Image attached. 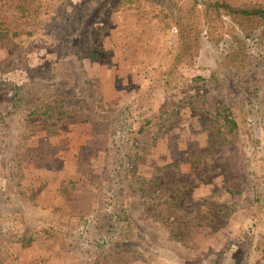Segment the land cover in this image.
Masks as SVG:
<instances>
[{"label": "rangeland", "instance_id": "obj_1", "mask_svg": "<svg viewBox=\"0 0 264 264\" xmlns=\"http://www.w3.org/2000/svg\"><path fill=\"white\" fill-rule=\"evenodd\" d=\"M111 1L70 0V37L74 44L90 43L95 57L73 64L74 81L50 87L55 97L36 107L41 113L51 100L61 98L70 116L61 123L41 117L25 121L20 116L8 121L5 133L0 132L5 136L0 138V189L6 187L9 191L4 192L11 197L4 203L0 196V221L7 220L6 235L0 242V264H264L259 255L264 250V205L257 214L258 227L252 232L248 221L232 220L222 212L223 190L229 186L245 188L243 176L249 170L250 153L243 143L224 144L217 139L210 106L216 102V89L203 84L188 89L164 87L165 81L174 79L169 73L175 68L188 77L214 72L227 77L229 90L236 96L250 89L238 72L251 62L255 70L260 69L258 86H253L260 91L257 94L264 105V46H259L253 31L245 35L229 24L214 42L198 38L196 70L189 64L175 66L177 27L166 30L160 18L152 19L147 6L142 10L149 14L142 19L133 10L112 13L108 8ZM56 38V34H43L32 42L22 38L30 66L56 64ZM14 52L11 43L1 48L0 62ZM0 76V91L6 90L25 79L26 69ZM146 103L154 116L171 111L173 117L167 121L152 119V127L138 137V164L130 169L129 179L133 183L141 175L160 177L159 192L178 199L192 213L185 229L186 243L168 242L162 226L143 214L136 194L129 211L139 230L153 242V249L136 243H120L113 250H108V245L97 249L103 242H119V236L110 230L108 217L95 213L94 188L90 186L99 184V169L109 162L103 152L109 127L103 118L110 111L127 108L133 114ZM255 106L260 108L258 103ZM55 110L56 106L50 107L52 116ZM255 136L264 140V129H256ZM198 154L201 161L192 172L189 165L181 166L177 173L156 170L158 164L181 162ZM259 160L264 161V141L262 154L254 157L261 170L257 169L264 174V163ZM68 178L80 181L70 197L58 189ZM181 183L187 187L180 190ZM16 211L27 225L21 223ZM204 214L214 223L198 229L195 223L202 221ZM49 226L54 234L46 239L27 248L14 243L19 236Z\"/></svg>", "mask_w": 264, "mask_h": 264}, {"label": "trees", "instance_id": "obj_2", "mask_svg": "<svg viewBox=\"0 0 264 264\" xmlns=\"http://www.w3.org/2000/svg\"><path fill=\"white\" fill-rule=\"evenodd\" d=\"M111 4L108 8L112 13L133 10L134 15L140 19L144 14H149L144 12L148 7L152 13V19L160 18L166 30L170 31L177 27L174 44L177 59L175 66L189 64L196 70L200 51L198 38L202 37L207 42H214L227 31L230 25L238 27L245 35L253 31L257 34L256 41L259 46H264V0H212L210 2L112 0ZM71 8L70 0H0V49L10 43L15 46L12 56L0 62V73L8 75L21 68L26 69L25 79L20 84L10 86L13 89L12 94L9 92L11 90L9 87L0 91V132L5 133L8 129V121L20 116H23L25 121L41 117L57 123H61L70 116V112L64 109V101L61 98L51 100L46 110L41 113L36 107L39 103L55 97L51 95L50 87L63 81L67 83L74 81L73 64H80L85 58L94 59L95 57V54H91L90 43L74 44L70 37L73 29V24L69 19ZM21 26L31 27L32 30L23 31L18 28ZM43 34L57 35V40L53 45V54L57 62L54 66L46 68L30 66L26 51L22 50L24 45L22 38L30 39L32 42ZM255 69V65L247 62L245 67L238 72L250 89L236 96L229 90L227 77L214 72H208L207 76L188 77L180 74L175 68L169 74L177 79L176 84H174V79H170L165 81L164 85L168 90L182 87L188 89L200 84L216 89V102L211 103L210 106L215 116L217 139L224 144L243 143L250 153V159L247 161L249 170L243 176L245 188L240 190L236 186H229L223 190L220 195L222 212L225 217L232 220L239 218L242 221H248L251 232L258 227L257 214L264 205V174L259 172L260 167L254 163V157L262 154L264 141L262 136H255L256 129H264V105L260 102L261 97L258 95L260 91L253 86V84L258 86L260 69ZM255 103L260 105L258 110ZM146 104L147 106L133 109L135 110L133 114L131 109L127 108L120 112L110 111L103 118L109 127L108 143L103 151L109 162L99 169L101 175L99 184L95 186L90 184V186L94 188L95 213L108 217L112 223L110 230L119 236V242L115 244L103 242L97 246V249L108 245L107 249L113 250L120 243H136L147 250L153 249V242L139 230L129 211L131 199L136 194L139 196V206L143 214L153 223L162 226L166 231L168 242L175 245L186 243L185 229L192 213L184 208L178 199L164 197V194L159 192L157 185H162L160 177L146 178L141 175L133 183L129 179L130 169L138 164L136 154L140 145L138 137L146 129L152 127V119L167 121L173 117L171 111L154 116L149 104ZM53 105L56 106V110L52 116L50 107ZM162 117L165 118L162 119ZM258 118H260L259 121H257ZM119 126L120 129L117 130ZM3 137L5 138V136H0V138ZM200 157L201 155L198 154L181 162H164L158 164L159 167H156V170L159 173L170 170L177 173L181 166L189 165V170L192 172L200 164ZM261 162L264 163V161ZM206 172L208 173L207 170ZM78 184L80 181L68 178L60 182L58 189L62 191H60L62 194L70 197ZM186 187L185 183L179 185L180 190ZM4 191L8 193L9 190L6 187L3 190L0 189L1 199L4 203L7 200L9 202L11 197ZM14 214L21 219V223L27 225V220L19 212L16 211ZM200 219L202 221L197 220L195 223L198 229L214 223L208 214L200 216ZM6 221L5 218L0 221V242L4 241L6 235L4 231ZM53 234V227L39 228L29 235L17 237L14 243L27 248L32 243L46 239ZM260 253L264 262V250ZM98 258L97 254L95 259Z\"/></svg>", "mask_w": 264, "mask_h": 264}]
</instances>
